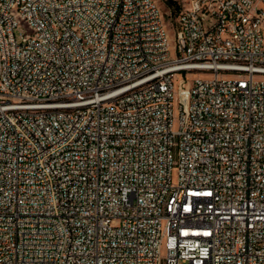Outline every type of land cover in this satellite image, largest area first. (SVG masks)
<instances>
[{
	"label": "built area",
	"instance_id": "2783aa9c",
	"mask_svg": "<svg viewBox=\"0 0 264 264\" xmlns=\"http://www.w3.org/2000/svg\"><path fill=\"white\" fill-rule=\"evenodd\" d=\"M9 1L0 264H264V0Z\"/></svg>",
	"mask_w": 264,
	"mask_h": 264
},
{
	"label": "bare ground",
	"instance_id": "6f19581e",
	"mask_svg": "<svg viewBox=\"0 0 264 264\" xmlns=\"http://www.w3.org/2000/svg\"><path fill=\"white\" fill-rule=\"evenodd\" d=\"M159 13V23H165L164 13L156 0H147ZM183 6H191V0H183ZM9 13H14L16 19H23L22 0L9 1ZM238 23H250V19H238ZM255 23H263L262 15H255Z\"/></svg>",
	"mask_w": 264,
	"mask_h": 264
},
{
	"label": "rangeland",
	"instance_id": "374dc122",
	"mask_svg": "<svg viewBox=\"0 0 264 264\" xmlns=\"http://www.w3.org/2000/svg\"><path fill=\"white\" fill-rule=\"evenodd\" d=\"M156 1L159 4V6L161 7V9L163 10L165 23H171V19L175 17L176 11L172 10L170 12L169 7H168V3L165 0H156ZM210 24H211V22L208 20L206 22V25L209 26ZM15 32H16L17 38L20 39V36H21L22 33L25 32V29L24 28H18V29H16ZM229 74L230 73H228V75ZM204 76L205 77H210L211 74H207V75H204Z\"/></svg>",
	"mask_w": 264,
	"mask_h": 264
},
{
	"label": "trees",
	"instance_id": "16d2710c",
	"mask_svg": "<svg viewBox=\"0 0 264 264\" xmlns=\"http://www.w3.org/2000/svg\"><path fill=\"white\" fill-rule=\"evenodd\" d=\"M166 1V0H165ZM167 2V1H166ZM169 2H172V0H169ZM168 7H169V4H168ZM170 12H171V10H170Z\"/></svg>",
	"mask_w": 264,
	"mask_h": 264
}]
</instances>
